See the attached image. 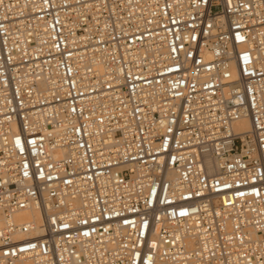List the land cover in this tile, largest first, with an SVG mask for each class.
Wrapping results in <instances>:
<instances>
[{
	"label": "built area",
	"instance_id": "2783aa9c",
	"mask_svg": "<svg viewBox=\"0 0 264 264\" xmlns=\"http://www.w3.org/2000/svg\"><path fill=\"white\" fill-rule=\"evenodd\" d=\"M0 264H264V0H0Z\"/></svg>",
	"mask_w": 264,
	"mask_h": 264
}]
</instances>
